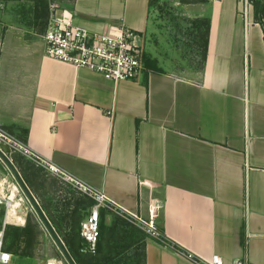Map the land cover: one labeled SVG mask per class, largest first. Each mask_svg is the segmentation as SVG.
I'll use <instances>...</instances> for the list:
<instances>
[{
	"label": "crops",
	"instance_id": "obj_1",
	"mask_svg": "<svg viewBox=\"0 0 264 264\" xmlns=\"http://www.w3.org/2000/svg\"><path fill=\"white\" fill-rule=\"evenodd\" d=\"M47 1L46 20L37 0H0V124L132 214L148 221L156 207L155 225L173 246L225 264H264V29L254 9L246 18L241 0H174L185 35L210 21L205 61L194 43L181 74L146 49L154 0ZM53 3L61 17L93 32L123 22L161 71L146 63L138 78L115 84L47 56ZM17 159L55 225L90 208L76 188L82 198L71 203L48 187L49 176L62 180L42 167L39 177L32 162ZM15 191L6 197L17 209L3 206V228L18 216L27 222ZM146 264L192 263L149 238Z\"/></svg>",
	"mask_w": 264,
	"mask_h": 264
},
{
	"label": "built area",
	"instance_id": "obj_2",
	"mask_svg": "<svg viewBox=\"0 0 264 264\" xmlns=\"http://www.w3.org/2000/svg\"><path fill=\"white\" fill-rule=\"evenodd\" d=\"M254 1L241 0L242 13L246 18L249 12L254 9ZM50 9L51 14L45 33L47 56L71 64L78 69L91 71L115 84L134 80L145 70L141 36L128 28L123 22L110 24L105 32H93L75 24L72 16L61 17L58 4L53 3ZM4 147L10 150V154H7L10 158L14 154L22 155L39 166L46 168L60 180L72 185L95 202L90 214L82 221L80 229V236L87 244V251L96 252L100 237L101 210L103 209L133 222L153 239H165L154 222V210L156 207H152L150 220L148 221L132 214L104 193L95 190L68 172L39 157L29 149L26 143L22 142L0 124V150L3 152H5ZM3 190V183H0V206H4L9 212L14 203L12 199L5 196ZM4 242L5 227L0 230V264H11L14 256L4 250ZM178 252L192 264H225L224 260L218 255L210 259H203L181 249ZM48 264L58 263L50 261ZM233 264L251 263L238 260Z\"/></svg>",
	"mask_w": 264,
	"mask_h": 264
},
{
	"label": "trees",
	"instance_id": "obj_3",
	"mask_svg": "<svg viewBox=\"0 0 264 264\" xmlns=\"http://www.w3.org/2000/svg\"><path fill=\"white\" fill-rule=\"evenodd\" d=\"M37 2L39 3L40 8L39 15H42V12H44V15L46 16L45 19L47 20L50 3H48L47 0H37ZM253 4L255 20L260 23L264 29V0H255ZM198 25L199 28L202 29L199 31V34H194L192 37L194 41L199 42L200 44V60L203 59L202 62H204L208 53L210 21L205 20L200 21L199 23L196 22L195 27ZM202 45H204V48ZM145 58L143 57L145 66L146 63L147 65L149 64L148 66L151 64L155 70L159 72L161 71V69L157 67L155 61ZM17 156L18 154L12 155V159L21 172ZM22 176L39 201L30 182L23 174ZM94 204L95 202L90 199L89 205L92 207ZM107 214L112 215V220L109 224L105 221ZM4 217L5 208L0 206V230L3 228ZM48 217L77 264H146V241L149 238H153H151L144 230L136 226V224L118 214L104 209L101 210L100 237L95 253L86 250L87 244L80 236L81 223L84 220V215L81 214L79 209H75L69 218H64L65 226L55 225L52 217L50 215ZM38 235L37 224L34 223V220L30 217L27 218L24 227L7 225L5 227L4 250L18 259L33 258L36 246L39 243ZM153 240L162 245L179 250L177 246H173V244L166 239Z\"/></svg>",
	"mask_w": 264,
	"mask_h": 264
},
{
	"label": "rangeland",
	"instance_id": "obj_4",
	"mask_svg": "<svg viewBox=\"0 0 264 264\" xmlns=\"http://www.w3.org/2000/svg\"><path fill=\"white\" fill-rule=\"evenodd\" d=\"M176 8L177 7L175 5L174 0H154L152 4L153 14L151 18V24L155 28L153 29V31H151V34L149 35L150 40L148 44L146 43V49L147 51L151 52L152 55L158 54L162 57L165 56L167 60H169L170 62H173V64L176 65L175 67H172V63H170L169 66H164L165 69L167 70L177 69L176 71L181 73V69H186V66H184L185 64H187L186 58L188 56H191V51H190V49H192L191 45H194L196 41H194L192 37L193 35L184 34L185 33L184 29L187 27V23L181 18V14L178 12ZM167 64H164V65H167ZM26 160H29V159L26 158ZM29 162H32L34 164V165L32 164L28 165L29 170L30 171L32 170V172L37 173L38 176L41 177L43 174L42 170L38 169L39 167L41 168V166H39L38 164H36L35 162L31 160H29ZM49 178H52L51 179L52 185L48 184V187L49 188L51 187L50 189H54L56 193L58 191H61L59 195L63 194V196L69 199L71 203L73 202L75 203L76 199H79L80 197L79 192L72 185L64 181L60 182L59 180L51 176H49ZM5 179L9 181L5 182ZM0 181H2L0 183H3L5 196L10 195L12 197L13 192L15 190L16 191L18 190L17 196L18 198H22L24 209L26 208L27 210L28 208L26 217L27 218L30 217L32 220H34V223L37 224V232L39 233L38 235L39 243L36 246L34 257L29 258L31 261H27L28 258L27 260L26 259H18V260L13 259L11 264H48L50 261H53V262L58 261L61 264H67L64 261L60 252L58 251V249L56 248L52 239L48 235L47 231L44 229V227L40 223L37 215L31 209L30 205L26 202L21 190L19 189L16 182L12 178L11 174L9 173V171L6 169V167L3 165L2 162L0 163ZM77 202L80 203V201H77ZM13 203L15 206L17 205L14 200H13ZM83 203L90 204V199L89 198L86 200L83 199ZM89 207L90 208H88L86 213H83L84 219L88 216L90 212L91 206ZM15 212L12 211V214H15ZM22 220H23L22 217L18 216V219L17 221L14 222L15 223L14 225L23 227L21 224ZM111 220H112V215L107 214L105 218L106 223L109 224Z\"/></svg>",
	"mask_w": 264,
	"mask_h": 264
},
{
	"label": "water",
	"instance_id": "obj_5",
	"mask_svg": "<svg viewBox=\"0 0 264 264\" xmlns=\"http://www.w3.org/2000/svg\"><path fill=\"white\" fill-rule=\"evenodd\" d=\"M3 149L5 152L0 150V160L11 174L19 189L21 190L26 202L30 205L31 209L37 215L40 223L47 231L56 248L62 255L64 261L67 264H77L74 258L72 257L71 253L69 252L67 246L65 245L64 241L62 240L61 236L58 234L57 230L53 226L51 220L48 218L47 214L43 210L41 204L29 188L28 184L25 182L21 172L13 162V159L7 156V154H10V150L6 147H4Z\"/></svg>",
	"mask_w": 264,
	"mask_h": 264
},
{
	"label": "bare ground",
	"instance_id": "obj_6",
	"mask_svg": "<svg viewBox=\"0 0 264 264\" xmlns=\"http://www.w3.org/2000/svg\"><path fill=\"white\" fill-rule=\"evenodd\" d=\"M11 197V196H10ZM23 205V204H22ZM17 209V205L15 206L14 204H13V207H12V209L11 210H16ZM20 213V212H19Z\"/></svg>",
	"mask_w": 264,
	"mask_h": 264
}]
</instances>
